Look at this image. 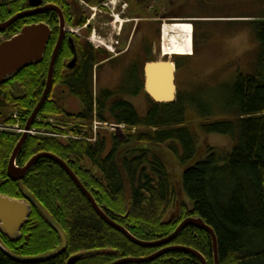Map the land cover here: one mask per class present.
<instances>
[{
    "label": "trees",
    "instance_id": "1",
    "mask_svg": "<svg viewBox=\"0 0 264 264\" xmlns=\"http://www.w3.org/2000/svg\"><path fill=\"white\" fill-rule=\"evenodd\" d=\"M146 8L141 5L147 14ZM248 18L246 22L254 28L259 42L257 73H239L217 93L214 104L201 98L186 104L179 93L175 102L151 101L141 116L132 103L118 102L113 92L106 90L98 100L100 121L112 118L135 133L126 131L122 139L101 133L94 143L78 139L62 143L29 136L17 164L24 166L43 152L59 156L104 212L140 240H163L186 218L200 217L217 235L220 264H264V11ZM54 41L51 38L48 45L52 47ZM49 56L50 47L47 59ZM62 65H56L57 76ZM83 67L76 71L73 90H79L87 111H92L93 98L87 91ZM47 75L48 64L32 63L0 85V121L9 120L10 109L19 108L25 125L43 95ZM143 89V84L136 85L135 92ZM54 90L40 116L63 113ZM196 107L199 121L195 123L207 135L237 138L231 150L213 146L209 139L201 140L190 130L194 118L188 117V109ZM19 140L11 134L0 136V193L28 201L31 212L21 238L11 241L0 232V243L24 258L45 256L62 243L51 224L54 220L66 233L68 245L62 254L36 262L17 261L0 246V264H70L77 255L81 258L73 264H111L160 250L133 243L104 221L65 168L50 158L39 159L24 179H10L9 159ZM170 245L197 250L207 264H214L212 239L204 229L187 226ZM126 264L201 262L190 253L171 251L150 262Z\"/></svg>",
    "mask_w": 264,
    "mask_h": 264
},
{
    "label": "flooded vegetation",
    "instance_id": "2",
    "mask_svg": "<svg viewBox=\"0 0 264 264\" xmlns=\"http://www.w3.org/2000/svg\"><path fill=\"white\" fill-rule=\"evenodd\" d=\"M153 1L157 2V0ZM181 1L169 0V3L177 7ZM141 5L147 6V13L152 11L154 15L158 14L154 6L151 5V0H0V24L16 16L24 15L5 30H1L0 39H8L13 35H18L27 25L41 23L48 25L52 32L50 39L54 38L55 41L52 47L47 46L44 58L40 63L48 64L49 68L56 44L59 38L63 37L56 62V65L59 62L63 64V69L59 76L54 74L53 83L56 101L62 107V115L67 114L71 117L78 114L83 115L88 112L85 103L80 99L79 90L78 92L73 90L78 77L76 71L80 66L85 67H83L84 78L90 96L97 98L98 81L102 83L107 81V83L116 85V91L113 94L118 102L132 103V98L143 99L140 92L136 93L134 88L125 96L124 83L139 85L143 82L141 80L144 79V75L143 73L141 76L138 75V71H141L145 62L155 55L154 44L148 40L159 36L161 23L156 22L159 21L158 19L147 20L148 22L151 21L150 26L152 24L154 27L151 26L146 29L147 22L140 23L139 20ZM122 16H128V20L125 26L121 23L119 32L116 33V44L113 43L114 45L111 47L118 52L109 51L110 46L106 44V41H102L103 47H92L93 31L96 33L99 30L110 39L108 36L111 35L109 26L118 22ZM159 16L160 21L162 18L177 20L180 17L173 12V7L169 9L168 13L164 12ZM81 22L84 23L79 24ZM142 24L143 38L138 40L137 49H132L133 40L140 33V25ZM71 41L75 49L72 47ZM49 47L50 56L47 59ZM74 60L75 62H73ZM119 86L123 92L119 90ZM103 90V88L100 89L99 97ZM98 107L97 102V109Z\"/></svg>",
    "mask_w": 264,
    "mask_h": 264
},
{
    "label": "rangeland",
    "instance_id": "3",
    "mask_svg": "<svg viewBox=\"0 0 264 264\" xmlns=\"http://www.w3.org/2000/svg\"><path fill=\"white\" fill-rule=\"evenodd\" d=\"M151 5L159 11L157 12L158 14L153 15L152 11L146 14L141 10V16L143 18L149 17L158 19L159 21L156 22L159 24L161 23V25H159L160 36L159 39L157 38L158 55H160L161 46L166 55L176 56L174 55L175 53L178 55H189V51H191L192 28L190 25H185L186 23L189 24L191 21L184 19L193 17V21L199 20L197 24V37L201 42L198 41L197 55L191 59L180 58V61H178L179 74L177 84L182 99L186 104L195 103V98H201L205 102L214 104L218 99L217 93L223 89L224 85L233 82L239 73H257L256 54L259 53V42L255 37L254 28L246 21L250 20L248 17L259 15L264 11V0H182L181 4L179 3L177 7H175L176 5H170L169 0H157V2L151 0ZM171 7H173V12L177 13L178 16L185 17L177 20L163 19L160 21L159 15L164 12L168 13ZM204 16H210V18ZM127 20L128 16H122L119 18L118 22L109 26L111 35L108 36L110 39L102 34V32H99V30L96 33L93 31L92 36L94 40L91 46L103 47L102 41H106V44L112 47L116 44V33L119 32L121 23L125 26ZM142 26L143 25H140V33L135 40H133L132 49H137L136 44L138 40L143 37L141 31L143 30ZM163 27L166 30L164 38ZM173 27L176 33H180L182 37L185 36V40L188 42L186 47H182V45L170 47L172 43L169 45L168 42L171 40L172 31L170 29H173ZM166 45H169V48ZM140 48H142L141 45ZM168 51H173L174 53H169ZM115 52H118V50H115ZM159 60L171 61L169 56L162 57ZM106 82L107 81L103 82L105 86H101L102 82L98 81L97 98H99V91L101 88L110 87L109 89H114V84H108L109 82ZM119 87L121 91V86ZM133 88V85L124 83L125 92ZM144 102L145 101L142 99L132 98V103L138 109L141 116L145 115L150 105L149 101H147L145 103H147L148 106L144 108ZM190 116L194 118V121L192 120V124L189 126L190 130L197 133V135L201 137V140L207 138V140H210L211 145L222 148L223 150H231V148H233L235 144L233 141H237V138L233 139L232 136L221 134L207 135L205 131L200 128L197 124L199 121V110L197 107L188 109V117ZM40 117L42 120H47L53 116ZM195 117L197 118L195 119ZM89 125L92 126L93 122H90ZM102 131L111 133L109 130L105 129H102ZM40 136L51 137L50 135ZM117 136L121 139L123 138L121 135ZM80 137H84V135L80 134ZM198 141L200 142V139H198Z\"/></svg>",
    "mask_w": 264,
    "mask_h": 264
},
{
    "label": "water",
    "instance_id": "4",
    "mask_svg": "<svg viewBox=\"0 0 264 264\" xmlns=\"http://www.w3.org/2000/svg\"><path fill=\"white\" fill-rule=\"evenodd\" d=\"M88 1V0H86ZM24 15L16 16L11 20L0 24V31L5 30L10 25H12L17 19ZM51 29L46 24H33L25 26L21 32L9 39L0 42V85H2L6 79L23 70L25 67L32 63H40L44 58V53L51 37ZM63 37H60L54 52L51 57L47 83L43 92V95L34 109L32 115L27 121L26 129L29 130L40 113L42 107L46 103L49 94L53 89L54 83V73L56 68V62L58 58V53L62 46ZM72 47H74L73 42ZM75 49V47H74ZM75 62V60L73 61ZM175 65L170 60L167 61H151L147 62L144 66V77L145 84L144 89L149 94V96L156 103H169L177 101V84H176V70ZM28 138L27 133H25L15 146L11 158L9 160V165L7 169V175L10 179L15 181L22 180L25 178L27 173L32 169L34 164L41 158H50L58 162L71 178L74 180L78 188L84 193L92 204L95 211L106 221L109 225L116 228L122 232L129 240L133 243L151 249L160 248V250L146 257H127L114 261L111 264H126V263H144L150 262L157 259L171 251H183L185 253H190L197 257L201 264H207L204 256L197 250L189 247L173 245L170 244L179 236V234L187 227L193 226L199 229L206 230L212 239L213 252H214V264H220L219 249H218V238L214 229L207 225L206 222L200 217H188L182 221L178 228L170 236L166 237L160 241H144L140 240L130 233L124 226L120 225L113 219H111L104 210L98 205L97 201L93 195L85 188L79 177L74 173V171L68 166V164L61 159L59 156L53 153H39L32 157L24 167H20L16 164L17 157L20 150L23 148L26 140ZM30 202H35V200L28 196ZM31 212L30 204L26 201L12 199L8 196H4L0 193V232L8 237L11 241H17L21 238V231L23 227L29 220ZM52 226L56 229L61 237V246L55 251L39 257L24 258L16 255L11 250L6 248L0 243V246L4 251L13 259L21 262H36V261H46L52 259L60 254H62L68 245V239L64 230L54 221L51 220ZM164 247V248H163ZM81 258V255L72 257L69 261L70 264L75 263Z\"/></svg>",
    "mask_w": 264,
    "mask_h": 264
},
{
    "label": "crops",
    "instance_id": "5",
    "mask_svg": "<svg viewBox=\"0 0 264 264\" xmlns=\"http://www.w3.org/2000/svg\"><path fill=\"white\" fill-rule=\"evenodd\" d=\"M204 17H206V18H210V16H204ZM147 24V23H146ZM185 25H190V24H188V23H186ZM191 26V25H190ZM146 28H149V25L147 24V26H146ZM191 28H192V26H191ZM199 33H200V31H199ZM143 38V37H142ZM157 38L159 39V37H152L151 39H149V42H151L152 41V44H154V47H153V50H154V53H155V55H156V58L158 59H160V58H162L163 56L162 55H158L157 54ZM147 40V39H146ZM199 42H201V40L200 39H197ZM170 42L172 43V45H170V47H176V46H174V45H182V47H186L187 46V44H188V42H187V40H185V36H180V33L178 34V33H172V37H171V40H170ZM199 44V43H198ZM202 44V43H201ZM168 48H169V45H166ZM194 46H195V44H194ZM190 49H191V51H189V53H191L192 52V32H191V46H190ZM197 55V52L194 50V55L192 56V57H188V59L190 58H193L194 56H196ZM155 57V56H154ZM155 58V59H156ZM178 68V67H177ZM178 71H179V68H178ZM137 73V72H136ZM142 73H143V71H142V69H141V71L139 70L138 71V75H142ZM178 73V72H177ZM143 81V82H142ZM141 82L142 83H140V84H143V87H144V79L143 80H141ZM107 83V82H106ZM108 84H114V83H108ZM130 85V84H129ZM137 85V84H136ZM136 85H133L134 86V89L136 88ZM101 86H105V83H102L101 84ZM114 86L116 87V85L114 84ZM121 86H123V85H121ZM114 87V89H109V88H103L104 90L103 91H106V90H108V91H111V92H113L114 93V91H116V88ZM95 88H97L96 86H95ZM120 88V87H119ZM98 90V89H97ZM102 91V92H103ZM123 92V91H122ZM125 92V91H124ZM128 92H130V90L129 91H126L125 92V94L127 95L128 94ZM98 93V92H97ZM140 95H141V97H143V99L142 100H144L145 102L146 101H148V100H150L149 98V96L146 94V92H145V89H143L142 91H140ZM144 95V96H143ZM93 98V109H92V111L90 110V111H88V112H85L83 115H85V117L87 118V117H91V118H96V117H98V111H99V109H97V102H98V98H96V97H92ZM100 98V97H99ZM132 100V99H131ZM143 103V107L144 108H146V106H148V104L147 103ZM150 103V102H149ZM133 104V103H132ZM134 105V104H133ZM150 105H151V103H150ZM150 105H149V107H150ZM149 107H148V109H149ZM10 111H12V109H10ZM139 112V111H138ZM140 113V112H139ZM9 115H10V113H8L7 114V116H6V118L7 117H9ZM64 116H67V114H65V115H62V113L61 114H59V115H54L53 117H64ZM82 117V115H80V114H78V115H75L74 117H72V118H75V119H80ZM99 119V118H98ZM107 121H110V122H113V123H116L115 121H113V119L111 118V120H107ZM26 124V123H25ZM33 125V124H32ZM36 127H41V126H38V125H35ZM101 133H103V134H111V133H108V132H105V131H101V132H98V135L99 134H101ZM98 135H94L93 134V137L95 138V137H97L98 138ZM14 136H17V135H14ZM94 138L92 139V140H88V139H79V140H86L87 142H91V143H94L96 140H94Z\"/></svg>",
    "mask_w": 264,
    "mask_h": 264
},
{
    "label": "built area",
    "instance_id": "6",
    "mask_svg": "<svg viewBox=\"0 0 264 264\" xmlns=\"http://www.w3.org/2000/svg\"><path fill=\"white\" fill-rule=\"evenodd\" d=\"M14 118L18 119L19 118V115L17 113H15L14 114ZM53 121H54L53 119L50 120V122L52 124L56 125L57 123L56 122H53ZM97 127H98V125L96 123L94 129L96 130ZM0 129L1 130H6V131H10L11 130V131H16V132H21L22 131V129H21V127L19 125L0 124ZM112 129H114V127H112ZM33 133H34V135H36L38 133V131L37 130H34Z\"/></svg>",
    "mask_w": 264,
    "mask_h": 264
},
{
    "label": "bare ground",
    "instance_id": "7",
    "mask_svg": "<svg viewBox=\"0 0 264 264\" xmlns=\"http://www.w3.org/2000/svg\"><path fill=\"white\" fill-rule=\"evenodd\" d=\"M191 26H192V24L191 23H189ZM165 27V26H164ZM163 27V38L165 37V33H166V30H165V28ZM193 27V26H192ZM171 31H172V33L174 34V33H176V30H175V28L173 27V29H170ZM170 32V31H169ZM168 32V33H169ZM164 41V40H163ZM112 43V42H111ZM169 45H170V40H169ZM214 254V253H213Z\"/></svg>",
    "mask_w": 264,
    "mask_h": 264
}]
</instances>
